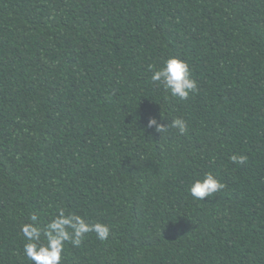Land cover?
<instances>
[{
  "label": "trees",
  "instance_id": "16d2710c",
  "mask_svg": "<svg viewBox=\"0 0 264 264\" xmlns=\"http://www.w3.org/2000/svg\"><path fill=\"white\" fill-rule=\"evenodd\" d=\"M170 56L186 100L150 79ZM58 206L111 229L61 264H264V0H0V264Z\"/></svg>",
  "mask_w": 264,
  "mask_h": 264
},
{
  "label": "clouds",
  "instance_id": "9594fccd",
  "mask_svg": "<svg viewBox=\"0 0 264 264\" xmlns=\"http://www.w3.org/2000/svg\"><path fill=\"white\" fill-rule=\"evenodd\" d=\"M150 77L158 87L171 97L186 100L190 93L198 91L197 81L192 78L186 60L170 56L159 67L149 66ZM148 128L156 132L167 133L169 128L177 129L180 135L188 131V121L183 117H175L170 123L164 124L156 117H149ZM230 159L236 164H245L247 156L233 154ZM225 185L211 172H204L201 178H193L188 193L194 200L204 201L221 191ZM20 232L25 243L23 255L32 264H61L65 243L80 247L88 233H95L98 240L106 241L111 233L110 227L99 221H90L77 212L58 206L55 214L47 221L39 213L32 212L25 222L21 223Z\"/></svg>",
  "mask_w": 264,
  "mask_h": 264
}]
</instances>
